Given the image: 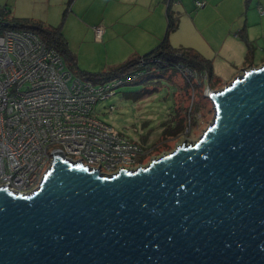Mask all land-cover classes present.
<instances>
[{"label": "water", "instance_id": "95a60500", "mask_svg": "<svg viewBox=\"0 0 264 264\" xmlns=\"http://www.w3.org/2000/svg\"><path fill=\"white\" fill-rule=\"evenodd\" d=\"M205 96L199 139L145 166L53 152L34 192L0 186V264H264V63Z\"/></svg>", "mask_w": 264, "mask_h": 264}, {"label": "built area", "instance_id": "2783aa9c", "mask_svg": "<svg viewBox=\"0 0 264 264\" xmlns=\"http://www.w3.org/2000/svg\"><path fill=\"white\" fill-rule=\"evenodd\" d=\"M165 3L173 5L176 0ZM195 5L202 7L204 2L196 0ZM93 32L101 40L104 26L95 25ZM184 72L198 82L207 81L205 72L188 67ZM138 75L135 71L93 84L74 76L35 32L17 28L1 32L0 186L14 193L34 192L51 165L53 152L106 175L142 166L146 147L116 131L94 111L98 101Z\"/></svg>", "mask_w": 264, "mask_h": 264}, {"label": "rangeland", "instance_id": "374dc122", "mask_svg": "<svg viewBox=\"0 0 264 264\" xmlns=\"http://www.w3.org/2000/svg\"><path fill=\"white\" fill-rule=\"evenodd\" d=\"M190 3V11L192 13H195L197 9H203L196 8L195 1L190 0ZM5 4L7 8H9L10 5L12 7V14L15 17L20 18H28L32 11L45 7V5L40 3L39 0H0V6ZM51 9L58 12V20L56 19L58 23L56 25L60 24L63 20V23L66 21L68 15V11L66 10L67 1H65L63 5L61 3V5H57ZM180 11L184 14V9L182 7H180ZM210 12L211 11L208 10L206 17L201 18V20L204 19L202 22H204L209 28L207 31H203L201 28L199 29L200 25L198 21L196 23V27H194V25L190 24L188 19H185L180 25L179 30L176 31V34L174 35L177 39L173 40L171 34L169 38L173 46L192 47L204 57L211 60L213 71L217 78L220 79V82L217 83L213 89L218 90L223 88L234 77L239 75L243 70V66L245 67L246 64L245 57H243L244 55H241L240 57V54H237L239 51L238 48H241L243 44L234 40L235 36H233V34H231L230 39H228L230 42L228 41L223 47V50L220 52V48L227 33L220 32V34H218L216 33L217 30L214 31V29H212L215 24L217 25L218 21L214 20V13L211 14ZM260 12L262 13V10H260ZM244 19L245 18H243V21ZM252 20L256 22V25L252 27L254 35L262 34V32L264 35V18L263 27H261L260 24H257V17L253 16ZM72 24L73 23L71 22V25ZM234 32L235 31H233V33ZM94 36V34L88 36L87 42L83 41V33L81 31L74 37V44L69 46L68 43L70 51L76 57L78 68L83 71L101 72L102 70H107L115 66L108 65L109 60L106 58V52L103 49V44L98 43ZM261 40L260 41L264 44V39ZM230 43L234 48V53H236L234 56L227 58L224 53L227 52ZM88 47L94 48L93 50L99 58L98 62L94 65L89 63L90 49ZM251 62H253V64L251 63L250 65L251 67H253V65L260 66L261 63H264V50L261 49V45H258V41L254 47ZM251 67L245 68L248 69ZM174 78L177 84L171 82V80H167V78H163L161 82H150L148 85H145V88L147 87L148 89L153 90L149 94L137 99H134L135 93L136 91H140L143 86L127 85L124 83L114 88V94L112 96L107 99L100 100L95 104L94 111L96 116L109 123L116 131L139 142H141V138H145L146 143L143 145L146 147V150H148V154L142 159V166L150 163L152 159L159 158L162 155L172 152L176 146L182 144L183 142L187 144L194 143L199 139L205 128L213 119L214 109L209 99L205 98L206 102H202L201 96L198 95L197 101H199L203 108L197 116V125L191 129L187 128L180 134L168 138L165 141L158 142L162 131L165 128L176 124L175 108L185 107L191 103L189 95L185 93L182 87L181 77L175 74ZM129 92H131L129 95L125 94ZM190 93L192 94V92ZM203 95L205 96V91L203 92ZM178 115L184 116L182 111L181 113L179 111Z\"/></svg>", "mask_w": 264, "mask_h": 264}, {"label": "crops", "instance_id": "0c3cea01", "mask_svg": "<svg viewBox=\"0 0 264 264\" xmlns=\"http://www.w3.org/2000/svg\"><path fill=\"white\" fill-rule=\"evenodd\" d=\"M65 1H67L68 15L61 30L69 46L74 44L73 39L78 32L82 31L83 41L87 42L88 36L94 34L93 27L95 25H102L104 26L103 37L101 40L95 39L98 43L103 44L106 58L109 60L108 65L116 66L135 55H142L157 46L163 39L166 29L167 6L165 0H72L70 4H68V0H39L45 7L32 11L28 18L42 21L45 24L56 25L58 23V12L51 8L61 5V3L63 5ZM200 1L204 2L205 5L196 7L203 9H197L195 13L190 11V0H176V3L173 4L172 9L180 14L178 28L171 33L173 40L177 39L174 35L185 19H188L194 27H196L198 21L200 25L199 29L201 28V30L207 31L209 28L202 22L204 19L201 20V18L206 17L209 10L211 14L214 13V20L218 21L217 25L215 24L212 29L214 31L217 30L216 33L218 34L220 32L227 33L220 52L229 41L228 39H230L231 34H233L235 36L234 40L243 44L241 48H238L239 51L237 54H240V57L241 55L245 57L246 46L237 35V32L242 27H245L247 37L253 43L254 47L258 41V45H261V49L264 50V44L261 42L263 41L261 39H264L263 32L262 34L254 35L252 31V27L256 25V22L252 20L253 16L257 17V24L263 27L264 0ZM180 7L184 9V14L180 11ZM9 8L11 10L10 14L14 16L10 5ZM260 10H262V13ZM243 18H245L244 21ZM71 22L73 23L72 25ZM233 31L235 32L233 33ZM169 43L171 44L170 38ZM88 48L90 49L89 63L94 65L98 62L99 58L95 54L94 48ZM235 53L230 43L227 52L224 54L229 58L234 56ZM251 63L253 64V62ZM250 65L247 67H251ZM258 66L253 65V67ZM243 68L245 67L243 66Z\"/></svg>", "mask_w": 264, "mask_h": 264}, {"label": "trees", "instance_id": "16d2710c", "mask_svg": "<svg viewBox=\"0 0 264 264\" xmlns=\"http://www.w3.org/2000/svg\"><path fill=\"white\" fill-rule=\"evenodd\" d=\"M71 2L72 0H68V4ZM172 7V4L167 5L166 29L163 39L157 46L143 55L132 57L119 65L102 70L101 72H87L78 68L76 57L70 51L67 40L61 30L64 20L58 25H49L32 18L14 17L10 14L11 10L4 5L0 6V33L9 28L28 29L35 32L46 44L55 49L62 57L66 68L74 76L85 81H90L93 84H102L123 75L129 76L135 71H139L140 75L137 78L130 82H125L127 85L143 86L140 91H136L134 99L143 97L153 90L147 87L145 88V85H148L150 82H161L163 78H167V80L176 83L174 75H179L181 77L182 87L185 93L189 95L191 103L185 107L175 108L176 124L162 131L161 137L158 140L160 142L180 134L187 128L191 129L195 127L197 125V116L203 108L199 101H197V96H201L202 102L205 101L206 96L203 95L205 87L208 85L213 89L220 82V79L214 74L212 62L209 58L204 57L192 47H173L169 43V36L178 28L180 20L179 12L173 10ZM237 35L246 46L245 67H247L251 64L254 46L247 37L245 27H242L237 32ZM187 67L205 72L207 74V81L202 83L193 80L184 72V69ZM130 93L125 94L129 95ZM179 111L180 113L182 111L184 116H179ZM141 143H146L144 137L141 138Z\"/></svg>", "mask_w": 264, "mask_h": 264}]
</instances>
